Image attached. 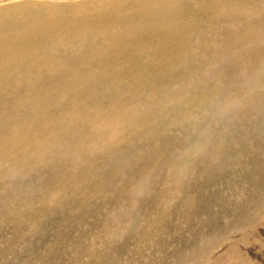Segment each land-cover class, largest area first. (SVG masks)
<instances>
[{
  "label": "rangeland",
  "instance_id": "rangeland-1",
  "mask_svg": "<svg viewBox=\"0 0 264 264\" xmlns=\"http://www.w3.org/2000/svg\"><path fill=\"white\" fill-rule=\"evenodd\" d=\"M15 1L17 3L26 2L24 0H11L0 3V6L3 4L0 7L2 8L0 11V29L11 27V25H7V19L22 21L25 24L30 20L32 22H37V17L34 12L28 10L27 15L25 12L26 9L23 7H20L21 11L15 13L4 10L5 7L12 5ZM263 1L264 0H235V3L237 2L239 5L245 3V6L250 9L255 8V13L258 14V10L264 8ZM257 4H259V7H257ZM32 5L36 11L42 12L40 17L43 18L46 14L44 12L45 9L36 7L34 3ZM213 5L214 4L208 0H194L191 4H188L187 7L178 0H171L168 2L167 0H110L107 6H100L101 8L99 9L91 7L84 8L86 10L83 11L84 9L82 7L81 9L83 10H79L77 7L72 6L70 7L71 11L67 12L63 17L66 18L65 16L68 15H72L73 17L71 16L70 19L66 18V20H72L75 17V14H81L82 12H84V14H97L104 11V8L108 9V13L101 18H96L93 23H84L80 28L77 27L74 22H66L64 20L54 24V26L52 28L50 27L47 31L44 26L38 25V28L36 26L35 32L33 31L35 33L34 35L22 37L25 44L21 45V49L20 46H16V49H11L14 47L0 46V81L3 80L2 78H4V81L17 80L18 82H35V80L46 82L54 81V79H59L62 74H73L74 69L70 67L79 65L82 68V72L86 74L83 73V76L81 74L72 75L73 79L71 80L83 83L98 82L100 89L103 88V90H106L107 94L110 95L105 96V91L99 92L98 97L102 102L104 101L103 103L110 102L112 97H114L113 99H120L123 103L141 102L146 105V110L144 111L146 112L145 114H152L149 120H145L138 125L137 131H129L127 129L128 126L125 125V128H122L125 132L121 133L123 137L126 136L124 139L115 142H106V144H108L107 147H109V145L110 147H113L112 145H115L116 143L121 144L127 139V146L123 150V155L119 160V163H134L138 165V172L135 177L136 180H140V178L143 179L145 175L148 174L147 180L150 182V185H147V190L141 193L142 197H138L139 199L137 198L134 202L132 198L127 197L126 192H119L114 196L113 193L118 190L113 191L110 187L103 188V183L99 182L97 179H92L99 173L101 176L106 177V181L115 175L114 168L112 170V168L108 167L105 161L95 164V167L91 171L92 176L84 177L82 175L72 174L70 171L64 170L66 169L65 166L58 165L59 162L53 158L52 154V146L54 144L48 148L40 160L35 159L31 163H26L19 158L18 162L20 169L17 177L15 176L14 179L20 188L14 187V190L9 187L7 188L5 186H8V182L6 184H1L2 181H0V222H2L0 223V231L2 234L0 235V264H102L103 262V264H264V207L261 209V214L263 216L261 214L258 218V215L253 216L249 222L244 226H241L243 228L241 229L242 231H239L240 233H235L234 231H237L236 229L239 228V226L234 228L232 227L233 223L230 225V222H233V220L228 219L226 206L222 205L218 215H216L218 205L215 203L216 201L220 202V199L231 198L232 194H234L235 197L244 200L240 193L245 189L249 192H255L257 199H260L262 195L264 198V187L258 182L259 174L258 168L256 167L258 163L261 165L264 164V153L261 154L260 158L256 155L257 160H254L251 157L250 152H248L249 150H247L252 146L251 149L254 148V152H257L258 144H264L263 122L259 134L256 136L249 131H246L247 127H253L254 125V122H252L254 119L251 118L253 112L251 106L252 102L248 103L246 108L242 111L241 123L237 125L239 128H244L243 131L236 129L228 131L226 130L227 123L222 119L217 118L214 134H221L223 136L224 144H221L219 138H217L216 145H214L217 155L215 164L212 165L211 169L206 168V161L202 159L201 161L198 158H196L193 163H187V168L185 167L184 169L179 167L180 164L172 162L173 159L178 157L175 155V149L180 147L181 137H184L183 135L188 129L194 131V128H190L188 123L186 125H180L178 124V121L181 120L182 117H189L191 115L196 116L197 111L198 113H202L205 109L202 108L201 105L209 102L210 99L222 97L223 93L221 90L223 88H228L229 90L227 89L226 91L230 95L233 94L232 90L234 89V86L228 87L225 85V82L232 77V75L228 74L229 71L222 75V71L217 73L218 80L221 81L224 78V81H218L220 83L218 85L215 83H208L206 80L209 78L205 80V83L202 82L203 77L201 75H203V67L204 65L211 64V62L208 61L211 55L209 48L212 50L213 45L216 44L213 38V30L205 26L204 22H200L195 14L181 13V9L185 8L192 13H198L199 9L203 7H208L212 10L211 6ZM145 7L146 9L152 8V10L143 12ZM219 7V5H215L213 11L209 12L211 18L219 14ZM65 10L66 7H64V9L58 7L57 15H59L58 13L63 15L62 13H65ZM77 10H79V12ZM236 16L239 17L237 14ZM128 17L130 18L129 20L132 18L135 20H132V22H126ZM134 23L139 30H137L138 28L135 29ZM186 24L187 27L185 26ZM53 30L56 34L53 33ZM85 32H87V34H85ZM121 34L127 37L124 36V38ZM52 35H54L53 37L57 35L55 38L59 39L60 42L59 40L57 42L54 38L57 43L55 42L53 44V39H50L52 38ZM4 36L5 34L0 32V37ZM59 36L62 37V39ZM77 36L78 38H76ZM61 40L65 42L63 43ZM187 40L189 41L187 42ZM219 40L220 37L217 38L218 42ZM162 41L164 43H162ZM195 42L198 45H195ZM61 45L62 51L60 52L59 49H61ZM109 50H111V52ZM91 51L92 53H90ZM135 51L136 57L135 55L132 56ZM64 52L68 55L65 54L62 57L61 55L64 54ZM177 57L180 58L178 59ZM77 59L79 60L77 61ZM254 61L252 65H254V67L260 66L264 71V59ZM260 62L262 63L260 64ZM80 64H83L84 66L82 67ZM125 64L127 67L129 66L127 69ZM172 64L173 66H171ZM236 64L242 65L237 62ZM85 65L88 66L86 69ZM53 67H56V69ZM188 67L193 69H189ZM88 68L89 70L87 71ZM139 68H141V70L143 69L146 76L142 74L143 71L141 70L137 71L141 74H138L137 72L135 73ZM132 69L135 71L131 72ZM178 69L183 71H178ZM207 69L210 70L211 68L208 67ZM193 71L195 73H193ZM133 73L138 80L137 78H133ZM94 74H97L98 76ZM46 75L47 77H45ZM138 75L140 77H138ZM121 76H123V78L125 76V78L122 79L120 78ZM185 76L189 77L186 78ZM90 77L91 79H94L91 80ZM117 77H119V79ZM141 77L144 78L142 79ZM107 78H111L110 81ZM132 78L134 81H137V84L134 81L132 82ZM59 80L63 81V78H60ZM172 80L175 81L174 83H185V88H181L176 95L175 106L174 103L165 99V94L161 95L159 91L163 84H170L173 82ZM128 82H131L132 85ZM221 83L225 85L222 89H220L222 87ZM128 84H130V87ZM202 85L207 86L204 87ZM80 86H82L80 87L82 89L86 88L89 93L92 91L97 92L94 90L96 89L95 85L87 84ZM173 86H169L168 88H173ZM188 87H190V89H188ZM123 89L126 90H124L125 93L128 92V96L127 94L124 95ZM184 89L185 91H183ZM155 91L159 93H155ZM254 91L250 96L252 97L254 95L251 99L254 98L253 100H257L264 96V94H261L260 96V92L264 93V89L261 90L260 88L259 91L256 89ZM133 92H135V94ZM136 92H138V94ZM121 93L123 95H121ZM116 94L120 95L116 97ZM141 94L143 95L141 96ZM145 94L148 95L146 96ZM157 95L159 97H157ZM143 96L145 99H143ZM90 97L91 99H94L93 96L90 95ZM161 97L163 98L164 103L158 104L163 102L160 100ZM222 99H224V96ZM152 100H156L155 104L153 102V105L158 104L155 108H153L154 106L148 107V103L150 105ZM96 105L102 107L103 104L99 103ZM60 106H63V101ZM50 107L58 110L53 103ZM157 114L160 118H158L159 116ZM162 118H164V123L157 121ZM248 119L250 120L248 121ZM155 120L156 122H154ZM81 121L84 122L83 119H81ZM199 121L203 123L202 120ZM68 122L69 120L66 121V123ZM76 125L77 122H74L73 127H76ZM176 125H178L177 129ZM131 135L132 137H130ZM134 135H137L138 139L134 137ZM73 137L74 135L72 133H66L62 139L67 141L73 140V145L75 144L74 146H78L77 141L73 139ZM139 138L141 142L139 141ZM130 139L132 140L130 141ZM208 141L209 143H213L212 137H209ZM251 142L253 143L251 144ZM243 143H247L248 147H246L247 145L245 144L243 145ZM19 150L25 151L24 147H21ZM82 154L83 153L80 152L79 155ZM242 157L244 159H242ZM6 159L8 158H5V160ZM251 159L253 160L251 161ZM249 161H251L250 164H248ZM18 162L15 161L14 164L10 162L7 166L2 165L1 168L4 172L3 175H6L10 171L11 166L17 165ZM172 164L173 166H171ZM140 166H146L150 171L146 170L145 173H140ZM33 168L36 169L34 170ZM198 168L201 173L198 171ZM248 169H251V171H248ZM124 170L123 167V171L119 172V174H122ZM111 171L114 174H112ZM252 171L256 173L254 174ZM247 172L251 174L249 175ZM110 174L111 176L113 175L111 178ZM118 178V180L122 179L123 181L127 179L130 185L136 188L132 184L130 175L122 174L118 175ZM251 182L253 184H251ZM13 186H15L14 183ZM109 186L111 185L109 184ZM93 189L95 196L90 193ZM253 189L254 191H252ZM85 192L86 194H84ZM244 197L245 199L247 198L246 195H244ZM125 198L127 200H125ZM213 203L215 204L209 210H213L214 212L208 213L209 210L206 211L205 208L208 209V206L210 207ZM6 207L11 208L8 213H6L8 211L6 210ZM24 208L29 213L24 212L23 214L21 209L24 210ZM229 208L233 209V206L229 205ZM1 209H3V211ZM19 209L23 218H26L23 219L21 217L19 214L20 211H18ZM92 210H96L97 213ZM37 211L39 213H35ZM108 211L113 214L112 218L105 215ZM140 213H142L141 215L143 216H141ZM97 217L101 221H99ZM152 228H154V230ZM112 231L116 234H112ZM148 234H151L152 236ZM197 240L201 245L197 244ZM183 246L188 249V251H184L185 249L182 250ZM96 249L98 250L99 257L96 255L97 253L95 254V251H97ZM89 251H91L90 253L92 256ZM87 254L90 256H87ZM185 254L186 257L184 256ZM70 256H72V258ZM48 257L49 261L53 257L51 260L53 263L46 261L48 260ZM87 257L89 259L91 258V260ZM104 258L105 261L103 260Z\"/></svg>",
  "mask_w": 264,
  "mask_h": 264
},
{
  "label": "bare ground",
  "instance_id": "bare-ground-1",
  "mask_svg": "<svg viewBox=\"0 0 264 264\" xmlns=\"http://www.w3.org/2000/svg\"><path fill=\"white\" fill-rule=\"evenodd\" d=\"M8 1H11V0H0V3H4V2H8ZM24 1H26V2L25 3H22V2L21 3H17L15 1L16 3L13 2L12 5H8L7 7L4 8V10L15 13V12L21 11L20 10V7L21 8L23 7V8L26 9V11H25L26 14H27V11L28 10H31V11L34 12V14L37 17V22H32L30 20L31 22L28 21L25 24L22 21H14V20H11V19H7L8 20V24L7 25H11V27L5 28V29H0V32L5 34L4 37H0V46L14 47V48H11V49H16V46H20V49H21V45L25 44L23 42V40H22V37H26V36L28 37L29 35H34L35 34L34 32H35L36 26L38 28V25L39 26H44L45 30L47 31V30L50 29V27L52 28L54 26V24H56V23H58V22H60L62 20L66 21V22L67 21H72L79 28L84 23H86V24L93 23L96 18H101V17L105 16L108 13V9L104 8V11H102L100 13H97V14H88V13L87 14H84V12H82L81 14L78 13V14H75V17L72 20H69L72 15L65 16L66 18H69L67 20L63 16L67 12L71 11L70 10V7H72V6L73 7H77V9H79V10H83L84 8H91V7H96L95 9H99V8H101L100 6H102V7L103 6H107L108 5V2L110 0H34V1L33 0H30V1L29 0H24ZM77 1H79V2H77ZM168 1H171V0H167V2ZM178 1L182 2L183 5L185 7H187L188 4H191V2H193L194 0H178ZM208 1L214 4L213 6H211L212 7V10H210L208 7H203L201 9H199V12L200 13L199 12L198 13H192L188 9L185 8V9H181V13L195 14L198 17V19H199L200 22H204L205 23V26H207L208 28H211L213 30V38H214L216 44L213 45L212 50L209 48V52L211 53V55H210V58H209L208 61H210L211 64L210 65H204V67H203V69H204L203 75H201L203 77V81L202 82L205 83L207 81L208 83H211V84L215 83V84L218 85V84H220L218 82L220 80H218L217 73H219V71H222L221 72V75H222V74H226V72L228 73V71H229L228 74L229 75H232V77L229 76L230 79L225 82V85L228 86V87L229 86H234V89L232 90L233 94L230 95L226 91L228 88L227 89H224L223 87H225V85L223 83H221V86L222 87L220 89L223 88L221 90V92L223 93L224 99H222L223 96L222 97H219V98L210 99L209 102L203 103L201 105L202 108L205 109L202 113H198V111H197L196 116H192L191 115L189 117H182L181 120L178 121V124H180V125H186L188 123L190 128L191 127L194 128V131H190V129H188V131H186L184 133V135H183L184 137H181L180 147H178L179 149L178 148L175 149L176 150V152H175L176 154L175 153L174 154L176 156H178V157L175 158V159H173L172 162L175 163V164H180L179 167H181L183 169L187 166V163L188 164H189V162L193 163L196 158H198L200 160L202 159V160L206 161V168L207 169H211L212 165L215 164V159H216L217 152L214 149V145H216L217 138H219L221 144H224L223 143V136L221 134H217V135L214 134V131H215V123L217 122V118L218 119H222L223 121H225L227 123L226 130L229 131L231 129H236V130H242L243 131L244 128H239L237 125L239 123H241L240 121L242 119V111L244 110V108H246V106H247L248 103H251L252 102V105L251 106H252V111L253 112L251 114V118H253L256 122L252 119L253 120L252 122H254V125H253V127H247L246 128V131H249L251 134H253V135L256 136L257 134H259V131H260V127H261L262 122L264 124V121H263L264 120V96L263 97H260L257 100L256 99L253 100L254 98L251 99L254 95L252 97H250L255 89L257 91H259L260 88H261V90L264 89V79H263L264 71L262 70V67H260V66L254 67V65H252V63H253L254 60L264 59V55H263L264 54V8H261L260 10H258V14H256L255 13L256 12L255 11V8L254 9H250L249 7L245 6V3L239 5L237 2L235 3V0H208ZM33 3L35 4L36 7L45 9L44 12L46 14L43 16V18L40 17V14L42 12L36 11L33 8V5H32ZM259 4H257V7H259ZM4 5H6V4H4ZM215 5H219L220 6L219 9H218L219 14H217L216 16H214L213 18H211V16H210L211 14L209 12L210 11H213ZM263 6H264V4H263ZM58 7L61 8V9H64V7H66L65 13H62L63 15H61L60 13H58L59 15H57ZM81 7L83 9H81ZM1 9L2 8H0V11H1ZM79 10H77V11L79 12ZM85 10L86 9H84L83 11H85ZM151 10H152V8H150V9L147 8L146 9V7H145V9H144L143 12H148V11H151ZM154 12H156V11H154ZM74 13H73V15H74ZM126 14H127V12H126ZM236 14L239 15V17H237ZM157 15H160V14H157ZM129 19L130 18L128 17V19H127L126 22H129V21L132 22L133 18L131 20H129ZM147 19H149V18H147ZM138 20H140V19H138ZM72 22H71V24H72ZM119 24H120V22H119ZM134 25H135V23H134ZM174 25H175V23H174ZM185 26L187 27V24ZM131 28H132V26H131ZM137 28H136V25H135V29H137ZM122 30H124V29H122ZM137 30H139V28ZM79 32H80V30H79ZM127 32H128V30H127ZM53 33H54V30H53ZM119 33H120V30H119ZM154 33H155V31H154ZM54 34H56V33H54ZM85 34H87V32H85ZM113 34H112V36H113ZM115 34H118V33H115ZM110 35H111V33H110ZM53 36L54 35H52V38H50V39H53L52 41H53V44H54L56 42L55 41V39H56L55 37L57 35L55 37H53ZM121 36L124 37L125 35L123 36L121 34ZM125 37H127V36H125ZM219 37H220V40L218 42L217 41V38H219ZM60 38L62 39V37H60ZM76 38H78V36ZM56 40L58 42L59 39H56ZM121 40H122V38H121ZM61 41L63 42V40H61ZM188 41L189 40H187V42ZM9 42H11V43H9ZM59 42H60V40H59ZM96 42H98V41H96ZM18 43H20V44H18ZM109 43H111V42H109ZM162 43H164V42L162 41ZM186 43H184V44H186ZM71 44H72V42H71ZM101 44H100V47H101ZM50 45H52V44H50ZM50 45H48V46H50ZM187 45H190V44H187ZM193 45H194V42H193ZM195 45H198V44H196V42H195ZM57 46H58V44H57ZM65 48H66V46H65ZM29 50H31V49H29ZM59 50H60V52L62 51V45H61V49H59ZM63 50H66V49H63ZM116 50H117V48H116ZM109 51L111 52V50H109ZM136 51L134 52V54H132V56L135 55ZM54 52H56V51H54ZM95 52H96V50H95ZM90 53H92V51ZM65 54L68 55L67 53L64 52V54H62L61 56L63 57ZM112 54H115V53H112ZM83 56H84V54H83ZM189 56H190V54H189ZM78 57H80V56H78ZM111 57H113V56H111ZM135 57H136V55H135ZM79 59H77V61ZM83 59H81V60H83ZM172 59H173V57H172ZM124 60H126V59H124ZM58 61H59V59H58ZM131 61H132V59H131ZM148 61H149V59H148ZM236 62L237 63H240L242 65H238V64H236ZM261 63L262 62H260V64ZM114 64H115V62H114ZM192 64H193V62H192ZM80 65H82V67L84 66L83 64H80ZM86 65H85V69H86V67H88ZM106 66H107V64H106ZM136 66H137V63H136ZM171 66H173V64ZM188 66H190V65H188ZM128 67L126 65V69ZM182 67H186V66H182ZM208 67L211 68V69L210 70L207 69ZM7 68L10 69L9 67H7ZM53 68L56 69V67H53ZM70 68L74 69V73L73 74H70V75H63L62 74V76H60L59 79L60 78H63V81H60L59 79H54V81H48V82H46V81H36V80H35V82H29V81H21V82H18L17 80L16 81H4V78H2L3 79L2 81H0V181H2L1 184H6L8 182L7 183L8 186H5V187H7V188L9 187L10 189H13V190H14V187H19L20 188V186H18L16 184V181L14 179L15 176L17 177L18 172H19V169H20L19 168V162H18L19 158H21L22 160H24L26 163H28V162L31 163L35 159L40 160V158L48 150V148L52 144H54L52 146V148H53V151H52L53 158L56 161L59 162L58 165L65 166L66 169H64V170L70 171V173H72V174L82 175L84 177L92 176L91 175V171L95 167V164H97L99 162H102V161H105L107 163L108 167L112 168V170L114 168L115 175L114 176L112 175L113 176L112 177L111 174H110V178L111 177L112 178L108 180V177H107V180L108 181H106V177L101 176L100 173L98 175H96L92 179H97L99 182L103 183V186H102L103 188L110 187L111 189H113V191L118 190V191H116V192L113 193L114 196L117 195L119 192H126L127 197L128 198H132V200L134 202L138 197L139 198L142 197L141 196V193L142 192H145L147 190V188H148L147 185H150V182L147 180V178H148L147 175L148 174H146L143 179L140 178V180H136L135 177H136L137 172H138V165H136L134 163H123V164L119 163V160L121 159V157L123 155V150L127 146V143H126L127 142V139L124 140L121 144H118V143H116L115 145H112L111 144L113 147H110V145H109V147H107L108 144H106V142L107 141H109V142L110 141L115 142V141L124 139L126 136L123 137L121 135V133L122 132L123 133L125 132L124 130H122V128H125V125L128 126L127 129L129 131H132V130L133 131L134 130L137 131L138 125L140 123H142L143 121H145V120H149L151 118V115L152 114L151 115L150 114H145L146 112H144V111L146 110L145 109L146 105L145 104H142L141 102L140 103H137V102H133V103H123L122 101H120V99H113L114 97H112V100L110 102L103 103L104 101L102 102V100L99 99L98 95H99V92H101V91H105V96L108 95L107 92H106V90H103V88L100 89V86H99V83L98 82H96V83L93 82L94 83L93 84V83H83V82H80V81H72L71 80V79H73L72 75H78V74L80 75L81 74L83 76V73L84 72H82V68L79 65H77L75 67H70ZM188 68L189 69H193V68H190V67H188ZM130 69H131V66H130ZM88 70H89V68L87 69V71ZM138 70H141V68L137 69L136 71L133 70V69H132V71L131 70H129V71H131V72H134L135 71V73H136ZM179 70L180 71H183L181 69H178V71ZM141 71H143V69ZM146 71H148V70H146ZM112 73H114V72H112ZM193 73H195V72L193 71ZM84 74H86V73H84ZM130 74H132V73H130ZM138 74H141V73H138ZM142 74L146 76V74L144 73V71H143ZM94 75H97V74H94ZM116 75H118V74H116ZM119 75H120V73H119ZM133 75H134V77H133L134 79L137 78V77H135V74L134 73H133ZM147 75H148V72H147ZM160 75H162V74H160ZM168 75H171V74H168ZM176 75H177V73H176ZM112 76H113V74H112ZM45 77H47V75ZM91 77H90V79H91ZM138 77H140V76L138 75ZM152 77H153V75H152ZM187 77H189V76H187ZM221 77H220V79H221ZM50 78H51V76H50ZM104 78H105V76H104ZM104 78H102V79H104ZM117 78L119 79V77H117ZM120 78L124 79L125 76H124V78H123V76H121ZM93 79H91V80H93ZM98 79H97V81H98ZM107 79H109V81H110L111 78H107ZM134 79L132 80V82L134 81ZM145 79H147V78H145ZM206 79H208V80H206ZM137 80H138V78H137ZM186 81H188V80H186ZM134 82L136 83L137 81H134ZM168 82H169V80H168ZM174 82L175 81L171 82L170 84L169 83L163 84L162 88H160L159 91H160V94L161 95L162 94H165V97H166L165 99H167V101H170L171 103H174V106H175L176 105L175 104L176 95L178 94V91L181 88H185V83H182V82H176V83H174ZM128 83H131V82H128ZM172 83H174V84H172ZM87 84L95 85V88L96 89H94V90H96L97 92L92 91L91 93H89L86 90V88H84V89L80 88V87H82L80 85H87ZM123 84H124V82H123ZM128 85L130 87V84H128ZM131 85H132V83H131ZM107 86H109V85H107ZM169 86H173V88L171 87L172 89L171 88L169 89L168 88ZM202 86L206 87L207 85L206 86L205 85H202ZM83 87H85V86H83ZM190 87H191V85H190ZM190 87H188V89H190ZM213 87H214V85H213ZM130 89H133V88H130ZM188 89H186V90H188ZM124 90L125 89H123V91ZM154 90H157V89H154ZM125 91L123 92L124 95H126L128 93V92L125 93ZM183 91H185V89ZM108 92H109V90H108ZM186 92H188V91H186ZM114 93H115V91H114ZM133 93L135 94V92H133ZM136 93L138 94V92H136ZM155 93H159V92H156L155 91ZM132 94H130V95H132ZM224 94H226V95H224ZM261 94H264V93H261L260 92V96H261ZM90 95L93 96L94 99H91ZM119 95H117L116 97H118ZM121 95H123V94L121 93ZM128 95L129 94H127V96ZM142 95L143 94H141V96ZM145 95L147 96L148 94H145ZM158 95H157V97H159ZM101 96H102V94H101ZM108 96H110V95H108ZM111 96H112V94H111ZM138 97H139V95H138ZM249 97H250V99H249ZM104 99H106V98H104ZM143 99H145L144 96H143ZM130 100H132V99H130ZM147 100H149V99H147ZM160 100L163 101V98L161 97ZM62 101H63V106L61 107L60 104H61ZM155 101L156 100H152L151 103H150V105L148 103V107H150V106L153 107L154 106L153 108H155V106H157L158 104H161V103L163 104L164 103V101L163 102L157 101V102H160V103L157 104V102H156L157 105H153V102L155 104ZM52 103L54 104V106L58 110L52 109L50 107V105ZM99 103L100 104H103L102 107L96 105V104H99ZM170 107H172V106H170ZM193 113H195V112H193ZM158 118H160V116ZM81 119H83L84 122H82ZM67 120H69L68 123H66ZM199 120H202L203 123L200 122ZM249 120L250 119H248V121ZM157 121H160L161 123H164V118L158 119ZM74 122H77L76 127H73ZM154 122H156V120ZM147 123H148V121H147ZM157 124L160 126V124L158 122H157ZM142 127H143V125H142ZM133 128H135V129H133ZM177 128H178V125H176V129ZM139 129H140V127H139ZM182 131H184V130H182ZM66 133H72L74 135L75 138L73 137V139H75L77 141V145L78 146H74L75 144L73 145V140L67 141V140H63L62 139L64 137V135H66ZM139 136H142V135H139ZM130 137H132V135ZM134 137L137 138L138 136L137 135L136 136L134 135ZM209 137H212L213 143H209V141H208V138ZM253 138H254V136H253ZM59 139H61V140H59ZM179 139H180V137H179ZM131 140L132 139H130V141ZM139 141L141 142L140 138H139ZM254 141H255V139H254ZM252 143L253 142H251V144ZM168 144H170V143H168ZM235 144H237V143H235ZM244 144L245 143H243V145ZM238 145H239V142H238ZM245 145H247V143ZM21 147H24L25 151L24 150H19ZM246 147H248V145ZM251 147L249 149H247V150H249L248 152H250L251 157L254 160H257L256 159V155L260 158L261 154L264 153V144H261V145L258 144V151L257 152H254V148L251 149ZM245 150H244V152H245ZM80 152L83 153V154L82 155H79ZM147 154H151V153H147ZM244 154H246V153H244ZM148 157H149V155H148ZM232 157H233V155H232ZM5 158H8V159L5 160ZM242 159H244V158L242 157ZM253 159H251V161ZM15 161H17L18 164L17 165H12L11 164L12 166H11L10 171L6 175H3L4 172L2 171L1 166L2 165L7 166V164L10 163V162L14 164ZM251 161H249L248 164H250ZM160 164H161V162H160ZM245 165H246V163H245ZM146 166H140V173H145L146 170L147 171H150L148 169V167H146ZM152 166H154V165H152ZM171 166H173V164ZM175 166H177V165H175ZM123 167H124L125 170H124V172L122 174H124V175H130V178L132 179L131 180L132 181V184L136 188L132 187L130 185V183L128 182L127 179H125L124 181L122 179L121 180H118L119 179L118 178V175H122V174H119V172L123 171ZM256 167L258 168V174H259L258 182H259V184L261 186L264 187V164L261 165L260 163H258L256 165ZM201 168H202V166H201ZM8 169H9V167H8ZM198 171L201 173L200 169ZM248 171H251V169H248ZM186 172H187V170H186ZM111 173L114 174L112 171H111ZM247 173L249 174V172H247ZM252 173H254V172L252 171ZM244 174H246V173H244ZM182 176H184V175H182ZM173 177H174V174H173ZM205 178H206V176H205ZM194 179H196V178H194ZM251 180H249V181H251ZM13 183L15 184V186H13ZM109 184L111 186H109ZM251 184H253V183L251 182ZM259 188H260V186H259ZM176 189H178V188H176ZM252 191H254V189ZM90 193H91V195H94V189ZM84 194H86V192ZM240 194H241V196H243V199L244 200H242L241 198H237V197H235L234 194H232V197L229 198V199H220V202H217V201L215 202L218 205V211H216V215H218V213H219V211L221 209V206L222 205H225L226 206V213H227L228 219H232L233 220V222H230V225L233 223L232 224V227H234V228L239 226V228L236 229L237 231H234L235 233H240L239 231H242L241 229L243 228L241 226H244L247 222H249L250 219L253 216L258 215L257 216V218H258L259 215L262 213V210L261 209L264 207V198H263V195L260 197V199H257L256 198V195H255V192H249L246 189L243 190ZM244 195L247 196L246 199H245ZM126 198H125V200H127ZM99 199H100V197H99ZM121 202H122V200H121ZM215 203L211 204L210 207L208 206V209L205 208V210L207 211V210L211 209L212 206ZM229 205L233 206V209L229 208ZM10 207H12V206H10ZM119 207H121V206H119ZM9 209L11 210V208H7L6 209V210H8L6 213L9 212ZM15 209H17V208H15ZM15 209H13V210H15ZM22 209H21V211H23L22 212L23 214H24V212L25 213L28 212L25 208H24V210H22ZM1 210L3 211V209H1ZM133 210H134V207H133ZM18 211H20V209ZM21 211L19 213L20 215H21ZM92 211L97 213L96 210L95 211L92 210ZM92 211H90V212H92ZM122 211H125V210H122ZM98 212H99V209H98ZM209 212H214V211L213 210H209L208 213ZM13 213H14V211H13ZM35 213H39V212L37 211ZM136 214H138V213H136ZM141 214L142 213H140V215ZM173 214H175V213H173ZM8 215H10V214H8ZM105 215L107 217H109V218H112L113 217V214L111 212H109V211L106 212ZM17 216H18V214H17ZM141 216H143V215H141ZM21 217L23 218L22 215H21ZM24 218H26V217H24ZM19 219H21V218H19ZM97 219H98V217H97ZM124 219H125V217H124ZM128 219H129V217H128ZM99 221H101V220H99ZM0 223H2V222H0ZM114 223H115V221H114ZM188 223H190V222H188ZM78 225H79V223H78ZM152 227H155V226H152ZM156 227H158V226H156ZM152 229L154 230V228H152ZM21 231H22V229H21ZM66 231H67V229H66ZM147 232H149V231H147ZM22 233H23V231H22ZM153 233H154V231H153ZM112 234L115 235L116 233L113 232ZM133 234H134V232H133ZM0 235H2L1 234V231H0ZM148 235H151V234H148ZM155 235H156V232H155ZM184 238H186V237H184ZM198 240H197V242H198ZM194 241H195V239H194ZM197 244H199V242ZM187 245H189V244H187ZM187 245H186V247H187ZM199 245H201V244H199ZM110 249H112V248H110ZM183 249H185L184 251H186V250L188 251V249L184 248V246H183L182 250ZM90 252L91 251H89V253ZM92 254L94 256H95V254L98 255V250L95 251V254L93 252H92ZM188 254H190V253H188ZM88 255L89 254H87V256ZM90 255H91V253H90ZM184 256L186 257V254ZM70 257L72 258V256H70ZM98 257H99V255H98ZM181 257H183V256H181ZM52 258L49 261V257H48V260H46V261H48L50 263H53V262H51ZM100 258H102V257H100ZM58 259H60V258H58ZM89 260H91V258ZM103 260L105 261V258ZM53 261H54V259H53ZM96 263H97V261H96Z\"/></svg>",
  "mask_w": 264,
  "mask_h": 264
}]
</instances>
